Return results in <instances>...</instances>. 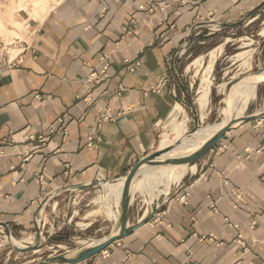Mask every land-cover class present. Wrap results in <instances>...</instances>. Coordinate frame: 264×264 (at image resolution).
Instances as JSON below:
<instances>
[{"label": "crops", "instance_id": "1", "mask_svg": "<svg viewBox=\"0 0 264 264\" xmlns=\"http://www.w3.org/2000/svg\"><path fill=\"white\" fill-rule=\"evenodd\" d=\"M262 5L60 0L34 21L13 62L0 58V223L24 228L50 194L124 179L180 103L168 60L193 42V29L236 26ZM102 53L108 76L89 82ZM103 112L112 120L99 127ZM60 119L65 137L49 131ZM186 168L150 199L133 185L130 224L155 214L78 264H264V117L237 123Z\"/></svg>", "mask_w": 264, "mask_h": 264}, {"label": "rangeland", "instance_id": "2", "mask_svg": "<svg viewBox=\"0 0 264 264\" xmlns=\"http://www.w3.org/2000/svg\"><path fill=\"white\" fill-rule=\"evenodd\" d=\"M25 1L27 0H0L2 60L13 59L18 55L27 41V35L32 32L30 25L34 21H40L30 18L26 8L18 11L16 4L18 2L24 4ZM29 1H32L33 7L44 15L54 6V0ZM192 35L193 42L191 41L187 48L179 49L168 60L171 65L169 82L176 89L189 131L195 124L201 127L222 122L225 113L223 106L225 84L236 77L264 68V5L236 26L214 25L196 28L193 29ZM212 52L215 60L213 67L209 69L208 63ZM202 85L209 86V93L203 98ZM239 92L234 87L231 89L229 111L232 101L234 106H237L235 100ZM263 103L264 83L256 85L255 94L242 114H251ZM234 116V112L230 115L228 112L229 118ZM168 120L169 118L159 125L157 142L151 153L160 151L159 142L168 132ZM163 168L165 167L155 168L156 179ZM171 180L169 178L168 182ZM119 181L108 186H103L97 181L95 185L85 189L67 188L55 192L35 210L34 223L15 229L0 226V264H34L53 252H61L107 235L116 223L114 217L119 208L118 199L108 191L117 190ZM157 184L156 190L168 186L161 182ZM140 193L148 195L146 191ZM10 235L17 238L16 240H21L23 245L31 246L33 250L16 251L12 245L13 237ZM28 239H31L32 243H27Z\"/></svg>", "mask_w": 264, "mask_h": 264}, {"label": "water", "instance_id": "3", "mask_svg": "<svg viewBox=\"0 0 264 264\" xmlns=\"http://www.w3.org/2000/svg\"><path fill=\"white\" fill-rule=\"evenodd\" d=\"M235 24H239L235 23ZM224 26H232L231 24H225ZM264 71V68H260L257 71L250 73L248 75H242L236 77L230 81H228L224 88H223V106H224V116L222 120V126L212 134L208 139H206L195 151L178 157H171V158H162V154L173 149L175 144H178V141L175 142L173 146H167L165 148H161L160 151H156L146 155L139 159L133 167L128 171L125 175L121 190V196L119 199V208H118V217L116 219L115 225L112 229L105 235L104 237L100 238V240L90 244L85 243L80 246H76L70 249H66L61 252H53L47 255L45 258L38 260L34 264H78L86 259H89L107 247H109L113 242L127 236L141 225L148 222L152 216L155 214V209L150 211L147 215H145L140 221L135 224H130V212H131V201H132V186L134 185L137 178L140 176L142 177L141 170L145 169L148 166H163V165H193L198 160H200L203 156L208 154L215 145L223 138V136L231 130L237 123L252 121L259 118L264 117V109L262 111L242 115L240 117H228L229 112V104H230V92L233 87L239 81H247V82H255L256 84L264 83V77H259V74ZM197 128V124L195 127L187 132V135L194 132ZM103 182L110 183L111 181L103 180ZM97 183V181H93L88 184L83 185H71L68 188L73 189H85L89 186H93ZM0 226L6 227L3 223H0ZM7 234L9 235V231L7 230ZM38 239V237H37ZM16 251L20 252H27L33 250L31 246L26 247H18L13 246Z\"/></svg>", "mask_w": 264, "mask_h": 264}, {"label": "bare ground", "instance_id": "4", "mask_svg": "<svg viewBox=\"0 0 264 264\" xmlns=\"http://www.w3.org/2000/svg\"><path fill=\"white\" fill-rule=\"evenodd\" d=\"M59 1L60 0H54V5ZM16 5H17L16 8L18 9V11H21L23 8H26L30 18H34V19L36 18L37 20H42L43 17L45 16L43 12L37 11L36 8L33 7L32 1L27 0L24 2V4L21 2L20 3L18 2V4ZM214 60H215V55L213 53L208 63L209 69L213 67ZM259 77H264V71H262V73L259 74ZM238 83L239 85L237 86ZM238 83L234 87L235 89H238L240 91L239 94L236 96V100H235L237 102V106H234V101H232L231 106H230V111H229V115L232 112H234L236 117H240L243 115L242 113L246 109L249 100L255 94V88L257 85L255 82H247L243 80L239 81ZM202 88L203 90H202L201 97L203 98V97H206L207 94L209 93V86L205 87L204 85H202ZM184 114L185 113H184V109L182 105L180 103H176V105L174 106V108L172 109L169 115L168 132L161 138L159 146L160 148L163 149L167 147L168 145L175 143L176 141H178V144L176 143L173 149L163 153L162 158L178 157L182 155H187L195 151L206 139H208L212 134H214L222 126V123L219 122L214 125L197 127L194 132L187 135V132H189V130H187V119ZM185 166H190V165L148 166L145 169L140 171L142 173V177L134 184L133 191L135 190H140L142 192L146 191L148 195L150 196V198H152L158 195L159 193H162L163 191L162 188L156 190L157 183L161 182L163 183V185H166V184H169L168 182L169 178L176 180L177 178L181 177L187 169ZM156 167H165L163 168V170L161 169L162 171L157 176L159 177L158 179H156L155 177ZM171 167H174L175 169ZM123 180L124 179H121L118 182V186H117L118 189L116 188L117 190L114 191L110 189L108 191V193L116 197L118 201L121 196ZM154 191H156V193ZM118 211H117L116 217H114L115 219H117L118 217ZM12 240H13V244H12L13 246H18V247L27 246V245L26 246L23 245V243L20 242L21 240H16L15 238H12ZM98 240H100V238L96 240H92L88 243L92 244ZM24 241L25 240H23V242ZM27 243H32V240L28 239Z\"/></svg>", "mask_w": 264, "mask_h": 264}, {"label": "built area", "instance_id": "5", "mask_svg": "<svg viewBox=\"0 0 264 264\" xmlns=\"http://www.w3.org/2000/svg\"><path fill=\"white\" fill-rule=\"evenodd\" d=\"M162 4H164V3H162ZM125 30H126V29H125ZM116 46H118V45H116ZM16 56H17V55H16ZM16 56H15L13 59H4V60H5V62H6L7 64H11V63L13 62V60L16 58ZM108 57H109V55H108L107 53H102V54H101L100 60L104 63V64H103V67L101 68L99 74H97V72H93V73H91V75H90V77H89V80H88L89 82H91V81L94 80V79H99V78L102 77V76H103L104 78H106V77L108 76V74H107V69H108L107 59H108ZM127 62H128V61L125 60V63H127ZM127 68H128L130 71H133V70H134V66H133L131 63H129V64L127 65ZM109 120H112V117H111L110 115H108L107 112H103V113H101V115L99 116V119H98V126L100 127L105 121H109ZM59 122L61 123V125H60L58 128H57V126H56L55 124H51V125L49 126V131H50V133H53V132H55L57 129H58V130H61V132L63 133V137H65V136L67 135V127L65 126L64 121H62L61 119H60ZM30 138L33 139V136H31ZM38 139L42 140L43 138L40 136ZM90 144H91V143H90ZM38 180H39V181H42L41 177H39ZM208 240L215 242V240H213V237H212L211 235L208 237ZM102 253H103V254H104V253H107V250H103Z\"/></svg>", "mask_w": 264, "mask_h": 264}]
</instances>
